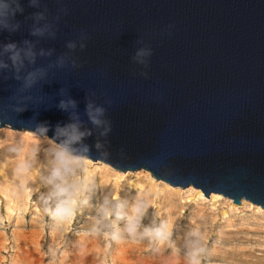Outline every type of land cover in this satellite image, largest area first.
<instances>
[{
  "label": "water",
  "instance_id": "water-1",
  "mask_svg": "<svg viewBox=\"0 0 264 264\" xmlns=\"http://www.w3.org/2000/svg\"><path fill=\"white\" fill-rule=\"evenodd\" d=\"M20 3V27L0 32V49L32 47L35 62L24 59L17 73L0 54L8 64L0 69V128L60 145L57 125L75 122V113L79 130L91 134L71 146L74 155L264 209V0ZM34 27L46 30L33 36ZM139 49L151 50L144 64L133 59ZM37 70L45 74L24 88ZM68 99L75 109L61 110ZM89 100L106 109L107 135L106 125L90 122Z\"/></svg>",
  "mask_w": 264,
  "mask_h": 264
},
{
  "label": "rangeland",
  "instance_id": "rangeland-1",
  "mask_svg": "<svg viewBox=\"0 0 264 264\" xmlns=\"http://www.w3.org/2000/svg\"><path fill=\"white\" fill-rule=\"evenodd\" d=\"M58 146L44 135L0 128V264H189L194 247L203 248L200 264H264L263 208L244 199L237 205L216 193L208 199L191 186L202 192L198 197L186 192L190 187L156 180L146 170L152 181L129 188L127 177L141 170L122 172L88 157L77 156L83 166L69 177L90 179L80 197L87 203L78 205L73 219L58 223L45 211L56 203L47 181ZM21 162L30 168L18 175ZM139 194L151 205L135 234H129L128 217ZM213 194L217 201L211 200ZM105 196L112 204L120 198L119 217L100 215ZM165 221L171 231L167 240L144 235L146 228L154 231ZM193 231L200 235L192 236Z\"/></svg>",
  "mask_w": 264,
  "mask_h": 264
},
{
  "label": "clouds",
  "instance_id": "clouds-1",
  "mask_svg": "<svg viewBox=\"0 0 264 264\" xmlns=\"http://www.w3.org/2000/svg\"><path fill=\"white\" fill-rule=\"evenodd\" d=\"M29 5L35 7L37 5V0H29ZM23 12L24 8L21 6L20 0H0V32L17 31L20 27V22L16 20V16L18 13L22 14ZM35 17L37 19H41L43 18V14L37 13L35 14ZM45 30L46 29L44 28L34 27L31 34L33 36L43 35ZM24 43L28 45L30 42L24 41ZM67 47L74 50L76 48V44L75 42H69ZM80 47L83 49L85 45L82 43ZM0 54H6L8 56V59L11 61L17 73H19L23 67L24 59H28L30 63H34L36 55L32 50V47L21 49L15 43L3 45L2 49H0ZM40 55H45L43 50H41ZM47 55H51V52H48ZM146 55H151L150 49H139L133 59L144 64L145 61L141 58ZM58 65L60 67L64 66L63 57L59 59ZM72 66H77L75 61L72 62ZM7 67L8 64L3 59H0V69H6ZM44 74L45 73L43 70H37L28 73V75L24 77L23 87L31 88ZM15 78L17 80L21 79L18 74ZM109 103L111 102L109 101ZM58 107L63 111H67L69 107L75 109L76 102L71 99L61 100L58 104ZM24 110L25 109L23 108L17 109L18 112H22ZM85 112L90 122L94 126L99 127L106 125L101 135H107V133L111 131L110 122L101 119V117H103L106 112V109L103 106H97L93 101L89 100V102L86 104ZM72 119L75 122L69 123L64 127L57 125V135L63 137L64 139L54 153L53 167L51 169L50 177L47 181V183L52 186L51 196L55 197L56 203L54 209L46 208L45 211L48 212V214L58 223H62L68 219H73L78 205L87 203V200H81L80 197L85 191L88 190L90 183V179L88 177H84L83 179L73 178L69 180V177L75 176V169L77 167H82L84 163L80 157H77L73 154L71 146L81 141L85 135L91 134L90 132L79 130L80 123L78 115L73 113ZM43 130L47 131V128H44ZM96 147L99 148L100 144L98 143ZM29 168V164L21 162L17 167L16 172L18 175L26 174L28 173ZM115 200L116 203L112 204L107 196H105L103 199V203L99 207L98 212L104 219H108L113 212H115L118 217L120 216V210L122 209L123 205L119 202L120 198H116ZM150 205V201L145 198L144 194H139L137 196L136 202L131 208L132 215L128 217V225L126 230L129 234H135L140 218ZM97 223H99V221H97ZM169 229L170 224L168 221H165L162 222L160 227L154 231L146 228L144 230V235L154 236L163 242L171 235V231ZM191 235L199 236L200 233L198 231H193ZM112 238L114 240L119 239L118 235H114ZM202 251L203 248L194 247L189 264H200L197 256Z\"/></svg>",
  "mask_w": 264,
  "mask_h": 264
},
{
  "label": "bare ground",
  "instance_id": "bare-ground-1",
  "mask_svg": "<svg viewBox=\"0 0 264 264\" xmlns=\"http://www.w3.org/2000/svg\"><path fill=\"white\" fill-rule=\"evenodd\" d=\"M9 135H12L13 137H15V135L13 134H9ZM15 138H18V136H16ZM127 178L128 179L126 180L128 181L127 183L128 187L137 188V189L142 187L146 182L152 181L151 175L148 172H145L144 170H141L140 172H137V174H135L134 176H129ZM186 192L188 193L194 192L195 196H198V197L203 196L202 192L195 191L193 187L188 188ZM218 198L219 197L216 194H213L211 197V200L214 202V201H217Z\"/></svg>",
  "mask_w": 264,
  "mask_h": 264
}]
</instances>
